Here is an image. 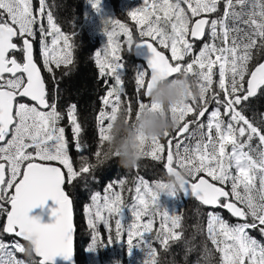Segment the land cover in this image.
Returning <instances> with one entry per match:
<instances>
[{"label":"snow or ice","instance_id":"obj_1","mask_svg":"<svg viewBox=\"0 0 264 264\" xmlns=\"http://www.w3.org/2000/svg\"><path fill=\"white\" fill-rule=\"evenodd\" d=\"M86 2L105 37L94 53L107 88L96 115L95 155L109 139L115 113L133 115L134 102L124 87L125 49L139 54L146 47L150 53L145 66H133L134 113L158 107L148 104L158 78L183 73L198 88L197 95L169 109L171 130L139 138L141 156L163 163L166 174L182 173L180 185L137 177L131 186L119 179L92 192L83 209L91 230L87 250L123 240L129 255L133 248L143 253L140 264H159L154 244L165 252L183 244L186 261L199 254L196 264H264V114L253 107L264 99V0H140L125 10L139 41L127 23L103 14L102 0ZM38 5L0 0V216L2 232L13 237L0 240V264H25L21 257L30 238L31 264H49L56 256L71 261L76 227L69 189L78 180L85 187L96 180L88 164L77 168L70 155L74 150L78 158L89 157L80 140L77 104L59 109L61 80L75 64L77 32L62 30L47 0ZM37 42L40 62L34 56ZM65 118L71 141L60 126ZM162 197L194 199L206 209L205 227L185 238L182 206L170 210ZM49 199L55 204L52 222L29 215ZM98 225L107 232L106 242Z\"/></svg>","mask_w":264,"mask_h":264},{"label":"trees","instance_id":"obj_2","mask_svg":"<svg viewBox=\"0 0 264 264\" xmlns=\"http://www.w3.org/2000/svg\"><path fill=\"white\" fill-rule=\"evenodd\" d=\"M49 6H52L54 9V15L56 19H67L68 12H72L71 6L75 0H54V2L47 1ZM140 0H115V6L109 5L108 2L105 1V6L102 7L103 14L104 12L107 15H114L120 18L124 23H127L129 27L136 31L134 22L130 20V18L126 15V9L137 6ZM104 3V2H103ZM34 5L37 7V2L34 0ZM121 11V14L118 12ZM97 17H99L97 15ZM125 19V20H124ZM137 33V32H136ZM92 38V37H91ZM137 40L139 41V36L137 34ZM170 55V53H168ZM139 66L142 67L140 64ZM79 75V76H78ZM78 75L71 76L66 78L62 83L61 89L63 90V100L67 102H74L82 108L80 113H77L78 122L83 124H87V127L82 126V134L80 140H87L88 144L92 145L93 140H98V130L96 123V115L98 114L101 108V102L99 95L96 92L99 88L94 84L95 82L92 80L91 74L89 77L84 75L83 72H80ZM114 83V82H113ZM107 90V88H106ZM253 107L261 114H264V99L255 101ZM134 114V112H133ZM251 116V112L248 113ZM206 119V118H205ZM65 127L66 130V138L68 140L73 136L71 132V126L67 118L61 121V125ZM98 147V146H97ZM97 150V149H96ZM96 150L92 153L91 156L96 152ZM78 159V158H77ZM109 168L105 170L106 166L102 169L96 170L94 172L95 177L98 182V189L96 191H103L104 187L110 181H116L119 179H126L128 182V186H131L137 177H143L147 179L149 182L165 179L166 173L163 168V163L154 161L149 156H141L137 170L138 172H131V169L119 168L116 160H112L109 164ZM107 165V166H108ZM79 168V164H77ZM105 174H101V173ZM121 172V175L118 173ZM70 194L73 196L71 190L69 189ZM125 197H128V193H124ZM81 197V196H80ZM87 197V198H86ZM90 195H86L84 198H75L76 203L85 202L89 203ZM162 200L167 204L169 209L175 206L177 209L181 207V212L183 214V224H184V236L185 238H189L196 233L197 227L199 229H203L205 227L204 220L202 219V214L206 212L204 208L198 205V203L192 198H183L180 197L178 199H171L167 197H162ZM75 203V204H76ZM223 215L227 218L229 215L224 211ZM4 218L0 216L1 225L3 224ZM76 224H78V219L75 220ZM99 228V227H98ZM114 228V224H113ZM101 234L105 237V242L107 238V232L103 225L100 230ZM114 235V233H113ZM203 236L200 235L197 237V240H202ZM0 240H4L2 236V232L0 235ZM126 244L123 240L120 242H113L111 245H106L103 249L97 248V251L100 250L99 257L97 258L95 255L88 257V250H82V246L78 238L76 237V250L75 257L77 264H114V261H120V264H126L120 257L121 248ZM154 247L157 248L159 264H196V261L200 258L198 253L189 254L187 261L185 260V248L183 244L173 245L169 251L165 252L160 249L158 244H154ZM126 252H128L126 248ZM134 255L137 253H142L139 249L133 248L131 250ZM19 255V254H18ZM109 257H113L114 260H109ZM24 258V257H21ZM25 259V258H24Z\"/></svg>","mask_w":264,"mask_h":264},{"label":"clouds","instance_id":"obj_3","mask_svg":"<svg viewBox=\"0 0 264 264\" xmlns=\"http://www.w3.org/2000/svg\"><path fill=\"white\" fill-rule=\"evenodd\" d=\"M198 94V88L194 79L186 74H179L174 79H157L148 92V104H155L158 107L152 109L145 107L137 110L131 117L127 118L125 112L115 113L111 121L109 139L99 149V155L93 154L92 158H78L80 164H88L96 171L107 166L112 160L126 170L138 167L141 153L139 151L140 137H160L165 131L174 127V120L169 109L179 104L190 95ZM183 179L180 172L166 174L163 183L171 187H178ZM158 192L164 189L157 187ZM35 246L32 239L24 243L23 257L25 264H31ZM114 261V264H117Z\"/></svg>","mask_w":264,"mask_h":264},{"label":"flooded vegetation","instance_id":"obj_4","mask_svg":"<svg viewBox=\"0 0 264 264\" xmlns=\"http://www.w3.org/2000/svg\"><path fill=\"white\" fill-rule=\"evenodd\" d=\"M38 5V0H35ZM50 2H54V0H47ZM71 6L72 12H68L67 19H56L57 23L61 26L62 30L65 33L71 34L72 32H77V36L75 37V43L78 46L75 52V64L73 66V70L71 73L67 76H63L61 80V85L64 82L66 78H69L71 76L78 75L80 72H83L84 75L91 74L92 80L95 82L99 90L96 92L99 97H102L106 92V87L103 79H100L98 76V70L94 63V53L97 49H100L104 46L105 37L104 35L99 31L100 27V20L99 17H97V14L91 9L90 5L86 2V0H75ZM104 2V3H103ZM105 6V0H102V7ZM51 10L54 14V9L52 6ZM118 12L121 14V11L118 10ZM85 13H87V16H85ZM55 17V15H54ZM46 24V20H45ZM135 39L137 40V36L135 35V32L133 33ZM92 37V38H91ZM138 41V40H137ZM50 43V39H49ZM199 47V45L197 46ZM125 53H128V56L124 59V63L127 65V68L124 70V87L125 91L128 96H131L133 99V112L135 111V84H134V68L133 66H139L140 64L142 67L144 64L139 61L133 54L132 51H127V49L124 50ZM168 55V53H166ZM35 58L38 62H40V51H39V43L37 42L35 44ZM42 67V64H41ZM65 71L64 69L57 71V77L59 78L61 76V72ZM45 76H47V73H44ZM79 76V75H78ZM129 78V79H128ZM49 87L51 88L52 85L49 84ZM72 102H65L63 100V93L61 94V98L59 99V109L64 112L66 106ZM82 111V108L78 106L77 113H80ZM83 127H87V124H83ZM73 136L69 141H71ZM87 140L81 141L82 144H87L88 147L86 149L85 154L89 156V158H92V153L97 149L98 146V140H93L92 145L88 144L86 142ZM70 155H72L75 166L77 167V164H79L78 161V154L74 150H70ZM80 166V164H79ZM78 168V167H77ZM109 168V165L106 166L105 170ZM119 168H122L119 166ZM131 172L137 173V167L135 169H131ZM105 174V172L101 173ZM121 175V172L118 173ZM95 175V174H94ZM98 182L97 179L95 182L89 181L87 184V187H85L83 180H78L74 187L70 188L73 196L71 195V198L73 199V212H74V218L75 220L78 219V224L75 222L76 226V237L78 238V241H80L82 250L84 251L86 249V244L91 241V230L88 229L86 224V218L84 215V205L87 204L85 202L76 203L75 198H84L86 195H90L92 192H95L98 189ZM81 196V197H80ZM87 198V197H86ZM76 203V204H75ZM206 210V209H205ZM102 225H98L99 230ZM2 232V228H1ZM2 236L5 242H9L13 239V237L6 235L2 232ZM126 244L123 245L121 248L120 257L126 264H140V261L143 257V253L140 255H134L133 252H131V255L126 252ZM98 253L101 254V251L98 250Z\"/></svg>","mask_w":264,"mask_h":264},{"label":"water","instance_id":"obj_5","mask_svg":"<svg viewBox=\"0 0 264 264\" xmlns=\"http://www.w3.org/2000/svg\"><path fill=\"white\" fill-rule=\"evenodd\" d=\"M133 54L139 61H141L144 64V66L146 65V57L148 55H150V53H148L146 47L141 48L139 50V54L137 52H133ZM53 207H55V204L49 199L48 201L45 202V205H43V206L38 205V206L30 209L29 215L34 216V217H38L42 223H50L54 220V217L50 213V210ZM74 223H75V218H74ZM6 235H8V234H6ZM75 238H76V231L74 234V250H73V256H72L71 261H67V260H64L60 256H56L53 258L52 261L49 262V264H77L76 263V257H75V250H76V248H75V240L76 239Z\"/></svg>","mask_w":264,"mask_h":264},{"label":"rangeland","instance_id":"obj_6","mask_svg":"<svg viewBox=\"0 0 264 264\" xmlns=\"http://www.w3.org/2000/svg\"><path fill=\"white\" fill-rule=\"evenodd\" d=\"M106 2H108L109 3V5H111V6H114V4H115V0H105ZM115 6L117 7V5L115 4ZM104 14H107L106 12H104ZM116 18H118V17H116ZM118 19H120V18H118ZM121 20V19H120ZM125 20V19H124ZM122 21V20H121ZM123 22V21H122ZM133 31V33L135 32V35L137 36V33H136V31H134V30H132ZM34 48H35V46H34ZM123 56L126 58L127 56H128V53H123ZM129 79V78H128ZM1 228H2V225H1V222H0V235H1ZM91 242V241H90ZM89 242V243H90ZM89 243H87L86 244V249H88V245H89ZM135 253H137L138 255H140L141 253H138V252H135ZM93 255H95L97 258L99 257V253H98V251L96 250L95 252H92V251H89L88 250V257L89 256H93ZM109 260H114V258L113 257H109ZM116 261V260H115Z\"/></svg>","mask_w":264,"mask_h":264}]
</instances>
